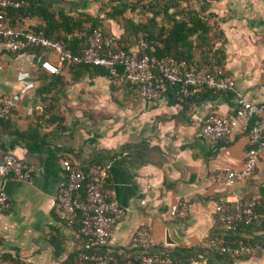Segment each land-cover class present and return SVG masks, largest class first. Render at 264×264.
I'll list each match as a JSON object with an SVG mask.
<instances>
[{"label": "crops", "instance_id": "1", "mask_svg": "<svg viewBox=\"0 0 264 264\" xmlns=\"http://www.w3.org/2000/svg\"><path fill=\"white\" fill-rule=\"evenodd\" d=\"M34 1L30 8L12 10L7 23L32 31L49 24L55 36H65L66 19L79 20L85 32L72 46L78 54L95 24L106 35L123 39V47L136 48L128 33L131 22L142 21V7L149 0ZM202 5L205 13L222 18L223 71L236 82L234 94L202 92L184 99L167 92L146 100L109 76L60 65L54 52H0V90L17 98L11 116L0 120V164L10 155L33 168L30 181L0 175V187L12 203L8 211H0V255L6 262L67 264L80 253L78 226L60 221L53 207L66 181L65 160L84 173L96 165L109 167L106 189L127 210L106 248L120 261L140 253L132 242L142 227L150 233L152 251L200 247L214 235L234 244L264 242L263 224L227 233L214 223L221 202L262 200L264 150L254 177L231 186L217 175L242 168L250 147L247 127L235 128L219 142L201 136L210 114L234 116L239 95L264 105V0H202ZM141 36L145 34L140 32L139 40ZM44 60L60 65L61 84L51 83V75L41 68ZM34 132L46 143L43 151L26 146L24 139ZM179 203L186 206V217L171 214ZM205 259L195 264H205ZM231 264H264V256L234 258Z\"/></svg>", "mask_w": 264, "mask_h": 264}, {"label": "built area", "instance_id": "2", "mask_svg": "<svg viewBox=\"0 0 264 264\" xmlns=\"http://www.w3.org/2000/svg\"><path fill=\"white\" fill-rule=\"evenodd\" d=\"M29 5L27 0H0V52L25 55L31 48L57 54L60 65H90L109 71L115 84H129L139 96L146 100L160 99L167 85L178 88L180 98L195 96L203 89L214 93L236 92V82L231 77H219L199 71L197 65L172 56L154 57L141 54L147 48L143 36L139 45L129 51L120 48L116 36L106 35L101 28L94 29L88 35V46L79 54L65 49L61 41L52 39L44 31L22 30L10 26L6 20L9 10H20ZM83 32L74 31L68 39L81 38ZM60 65L44 60L41 68L51 75L60 73ZM17 98L4 94L0 90V120H7L16 107ZM238 109L232 117L210 114L204 121L201 136L212 142L230 137L235 128L243 125L249 131L250 147L241 169L226 168L217 177L228 185H235L252 179L258 168L260 153L264 150V105L237 98ZM66 181L53 203L56 217L69 227H73L79 214L82 215V234L84 250L67 264H172V258L164 253L152 251L150 233L146 227L140 228L132 242L140 253L135 258L120 261L106 250L112 244L115 227L127 214L114 193L106 189L109 167L96 165L89 174L80 171L69 160L63 161ZM0 175L20 181H30L33 168L26 162L5 155L0 164ZM85 188L83 199L79 191ZM11 199L3 187H0V211L11 208ZM215 224L223 227L227 233H235L244 225L256 222L264 223V197L244 199L234 202L224 201L216 207ZM171 214L187 216V208L179 203L171 208ZM211 246L232 258L264 256V242L234 244L224 237L214 235ZM206 245V242L203 246ZM0 264H10L0 255Z\"/></svg>", "mask_w": 264, "mask_h": 264}, {"label": "trees", "instance_id": "3", "mask_svg": "<svg viewBox=\"0 0 264 264\" xmlns=\"http://www.w3.org/2000/svg\"><path fill=\"white\" fill-rule=\"evenodd\" d=\"M27 1L29 2V5L17 10V12L24 10L27 7L30 8L35 4L34 0ZM201 1L202 0H149L142 7V21L139 23L131 22L128 35L135 38L138 46V34L140 32L145 34L144 39L147 43V48H142L140 50L141 54H147L154 57L172 56L179 60H186L191 65L196 64L199 71H204L219 77H229L223 71L226 62V54L223 46L224 32L220 26L222 18L214 13H205L204 5L199 6ZM11 12L12 10L8 11L9 16ZM8 15L5 21H7ZM65 25V36H55V33L53 32L54 26L52 25L49 27V24L46 28L33 31H44L48 37L61 41L65 49L74 53L72 46L79 44L78 40L82 38L68 39L67 35L74 31H85L79 20L66 19ZM97 28L100 27L95 24L93 28L88 30L87 34L89 35ZM218 43H222L220 47H217ZM119 44L120 48L125 51H129L128 48L122 46L123 39H119ZM87 46L88 36L86 47L83 51L87 48ZM68 66L75 72L77 71L82 74L89 72L96 75L109 76L110 78L109 71L101 67L84 64ZM51 77V83L53 85L61 84L62 77L60 75H51ZM115 85L130 86L129 84ZM167 92H174L177 94L178 88L167 85L164 94ZM202 92L212 93L213 91L203 89L197 95L189 98L192 99L198 97ZM229 94H234V92H229ZM184 99L187 98L184 97ZM50 109L53 111L55 107H51ZM57 120L63 122L64 118L59 116ZM37 131L38 130L35 132ZM35 132L34 134L27 136L24 141L29 151L40 152L44 150L46 143L44 140L40 139L39 135H35ZM91 170L86 172V174H89ZM79 195L83 199L86 197L84 187L79 191ZM256 224L264 225L262 222H256L250 226L242 225L237 229V231L250 228ZM73 226H78V230L80 231L83 239V246L80 250L81 252L84 250L81 214H79ZM211 238L206 241L205 246L176 248L173 251L154 249V252L156 251L169 255L172 258V264H195L196 262L202 261L204 258H206L205 264H231L234 258L221 253L217 248L211 246ZM249 242L253 243L252 240Z\"/></svg>", "mask_w": 264, "mask_h": 264}, {"label": "water", "instance_id": "4", "mask_svg": "<svg viewBox=\"0 0 264 264\" xmlns=\"http://www.w3.org/2000/svg\"><path fill=\"white\" fill-rule=\"evenodd\" d=\"M169 243H172V242H169Z\"/></svg>", "mask_w": 264, "mask_h": 264}]
</instances>
